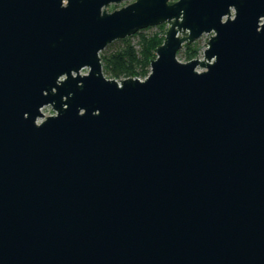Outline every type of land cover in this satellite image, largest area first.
<instances>
[{
    "label": "water",
    "instance_id": "water-1",
    "mask_svg": "<svg viewBox=\"0 0 264 264\" xmlns=\"http://www.w3.org/2000/svg\"><path fill=\"white\" fill-rule=\"evenodd\" d=\"M0 264H264V0H0Z\"/></svg>",
    "mask_w": 264,
    "mask_h": 264
},
{
    "label": "trees",
    "instance_id": "trees-1",
    "mask_svg": "<svg viewBox=\"0 0 264 264\" xmlns=\"http://www.w3.org/2000/svg\"><path fill=\"white\" fill-rule=\"evenodd\" d=\"M115 8L116 6L111 5L109 10ZM165 31L164 25L160 24L110 43L99 53L103 74L115 80L125 78L143 79L146 77L150 70L149 62L155 57V48L163 42ZM136 37H138V40L135 43L133 39ZM115 43H118V46L112 50L111 48L115 46ZM192 45H194V48L190 53H186V60L198 56V46L196 43Z\"/></svg>",
    "mask_w": 264,
    "mask_h": 264
},
{
    "label": "rangeland",
    "instance_id": "rangeland-1",
    "mask_svg": "<svg viewBox=\"0 0 264 264\" xmlns=\"http://www.w3.org/2000/svg\"><path fill=\"white\" fill-rule=\"evenodd\" d=\"M120 6H122V4ZM120 6H116V7H120ZM108 10H109V8H108ZM163 25H164V30H166L168 28V26L166 24H163ZM212 34L213 33H211V34H203V35H201V37L199 39H197L196 41L193 42V43H196V45L199 48L198 56H196L195 58H202L203 49L206 47V43H207V40L209 38V35H212ZM137 40H138V37L133 39V41L135 43H136ZM193 43H190V44H186L185 43V44H183L180 52L177 53L178 60H180L182 62L188 61V60L185 59V56L187 55L186 53H190V51H192V49L194 48L193 47L194 45H192ZM117 46H118V43H115V46L113 48H111V49L113 50ZM86 71H87V69H83L81 71V73H86ZM42 113L46 117V116L52 115L53 114V110H52V108L50 106H46V107L43 108Z\"/></svg>",
    "mask_w": 264,
    "mask_h": 264
},
{
    "label": "built area",
    "instance_id": "built-area-1",
    "mask_svg": "<svg viewBox=\"0 0 264 264\" xmlns=\"http://www.w3.org/2000/svg\"><path fill=\"white\" fill-rule=\"evenodd\" d=\"M46 107V106H45ZM44 108V107H43ZM43 108L41 109V112H42V110H43ZM45 117V116H44ZM40 120H42V119H38V121L37 122H40Z\"/></svg>",
    "mask_w": 264,
    "mask_h": 264
}]
</instances>
